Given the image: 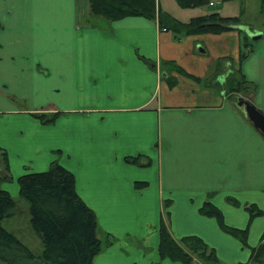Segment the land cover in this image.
Listing matches in <instances>:
<instances>
[{"label":"crops","instance_id":"crops-1","mask_svg":"<svg viewBox=\"0 0 264 264\" xmlns=\"http://www.w3.org/2000/svg\"><path fill=\"white\" fill-rule=\"evenodd\" d=\"M243 35L178 40L158 20L95 17L88 0H0V149L13 177L1 187L16 198L15 180L55 161L72 172L98 220L94 264H182L160 257L161 220L176 241L197 236L221 264H246L264 238V216L245 210L264 208V136L232 95L205 88L238 72L264 113V35L240 63ZM208 202L249 227L246 246L200 213Z\"/></svg>","mask_w":264,"mask_h":264},{"label":"trees","instance_id":"trees-1","mask_svg":"<svg viewBox=\"0 0 264 264\" xmlns=\"http://www.w3.org/2000/svg\"><path fill=\"white\" fill-rule=\"evenodd\" d=\"M176 1L183 9H196L208 6L215 0ZM89 8L93 16L108 21H118L127 17L158 20L160 29L172 32L178 40L188 36L218 35L235 30L242 33L237 28L240 26L238 17H223L214 12L194 17L185 23L163 12L158 0H89ZM243 36L240 63L253 50L252 40L247 35ZM165 65L172 66L179 73H185L173 63ZM239 77L238 79L235 73L227 78L226 88L230 92L242 93L248 89L246 85L250 83L243 76ZM167 79L171 85L176 83L172 78ZM57 115L37 116L44 123H51ZM0 157L4 166L3 172H0V260L6 264H94L102 249V242L97 233L98 220L95 212L77 193L74 174L55 161L44 172L28 173L18 179L20 195L30 205L33 229L41 237L44 245L42 255L36 256L13 233L3 227V221L14 215L16 202L10 193L1 187L4 182H12L13 177L7 154L2 149ZM141 159L139 156L126 160L140 165ZM145 186L146 183H137V187ZM228 201L234 206H240L235 199L229 198ZM245 210L249 213L251 222L264 216V212L255 204L245 205ZM200 213L216 219L223 231L238 238L243 245H247L249 227L246 229L229 227L221 210L209 202L204 204ZM159 238V254L162 259L192 264L190 253H194L206 263L219 262L216 251L197 236H188L177 242L164 220H161L159 226ZM251 260L257 264H264V243L253 249Z\"/></svg>","mask_w":264,"mask_h":264},{"label":"rangeland","instance_id":"rangeland-1","mask_svg":"<svg viewBox=\"0 0 264 264\" xmlns=\"http://www.w3.org/2000/svg\"><path fill=\"white\" fill-rule=\"evenodd\" d=\"M84 2L85 0H82V4ZM160 5L163 12L168 13L173 18L185 23L191 21L192 18H194L199 13H201V11L196 10L198 8H196L195 10L181 8L176 0H160ZM210 5L211 6H204L205 8H207L208 14L218 12L222 14V16L224 17H238L241 25L240 29L243 32H245L246 34H249L248 31L250 32L252 31L253 33L261 32L264 35V0H230V1L215 0ZM243 38L241 37L242 44L244 42ZM250 40L252 39L250 38ZM167 68L168 67L166 66V69ZM239 76L241 75L237 72L236 77L238 79L240 78ZM184 77L193 79L196 82L202 81L200 78H195L194 76L191 77L184 76ZM228 77L229 76H226L225 78L223 76L221 81L218 82L210 76L206 82L208 86H206L205 88L213 89L217 91L220 88V90H223L224 92H226V94L232 95L231 96L232 100L235 101V103L237 104L239 103L240 98H244L248 100L249 98L248 96L253 91V86L251 84H247L246 86H248V89L244 90V92L242 93L230 92V90L226 88V82ZM221 84L223 86H221ZM202 98H199V101H201ZM45 170L38 168L36 170L28 169L26 170L25 173H23V175L28 173H40ZM14 184H19L18 180H15ZM13 198L15 199L16 202V211L11 218L3 221V227L8 231H10L11 233H13L19 239V241H21L24 245H26L36 256H41L44 251V245L41 237L33 229L31 223L30 205L28 201H26L20 195V189H19V196ZM258 208L264 212L263 210L264 208L262 209L260 206H258ZM166 218L168 219V216H166ZM166 221L168 222V220ZM262 243H264V238L261 244ZM190 256L192 257L193 260L192 264H221L220 261L217 263H206L198 255L194 253H190ZM0 264H6V263L0 260ZM246 264H257V263H254L250 257L249 261Z\"/></svg>","mask_w":264,"mask_h":264},{"label":"water","instance_id":"water-1","mask_svg":"<svg viewBox=\"0 0 264 264\" xmlns=\"http://www.w3.org/2000/svg\"><path fill=\"white\" fill-rule=\"evenodd\" d=\"M241 28V27H240ZM239 28V29H240ZM249 37L255 41L258 39H261L263 37V34L261 32L258 33H252L248 31ZM238 106L243 110V112L246 114L248 119L253 123V126L261 132V134L264 136V113L261 112L248 98V100L244 98L239 99Z\"/></svg>","mask_w":264,"mask_h":264}]
</instances>
